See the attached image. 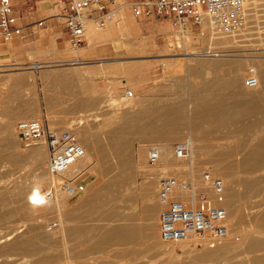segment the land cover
Instances as JSON below:
<instances>
[{"label": "rangeland", "instance_id": "obj_1", "mask_svg": "<svg viewBox=\"0 0 264 264\" xmlns=\"http://www.w3.org/2000/svg\"><path fill=\"white\" fill-rule=\"evenodd\" d=\"M258 9V18L248 16L246 28L232 35L223 34L215 28L214 34L211 35L209 29L212 26L204 28L190 25L186 30H180L169 17L139 19L131 8L127 9V13L121 11L127 16L129 12L141 29V34L135 30L128 34V41L157 43V46L148 52L130 51L128 66L148 63L146 68L152 67L156 75L151 83L143 84V79L130 78L129 75L128 83H122L115 81L114 73L101 74L102 90L110 94L117 93L118 97L103 103L101 113L95 115L97 122L103 124L110 121L121 124L128 120V114L122 113L128 111V108L123 107L132 99L123 92L126 88H131L134 96H155L151 101L158 105L186 107L194 90H200L202 93L206 86L208 88L211 85L220 90L228 75L235 72L239 75L238 82L234 87L231 86V91L251 93L247 91L245 77L251 68H264V63H258L264 62V0H259ZM120 20L121 18L114 23ZM95 30L97 29L90 25L87 35ZM209 46L221 50V55H202ZM143 57L146 59L140 60ZM211 61L229 64L216 68L214 78L204 83L196 76L193 68L208 69ZM31 64L28 60L20 61L17 58L5 62L0 54V264H215L213 261H202L197 257L207 250L218 249L224 245H229L233 251H240L244 248L246 235L264 239V224H260V218L264 214V192L260 195L251 194L245 203L241 200L239 203V197L232 202L230 209L227 208L230 221L227 237L221 240L194 237L181 243H167L161 238V204L157 192L159 177L166 174L187 177L197 187H205L206 183L202 178L205 170H210L225 180L227 194H231L233 190L237 193L243 192L240 182L245 178L258 180L261 188H264V169L253 174L237 171V161L243 156L238 144H254V136L260 134L261 129L264 131V82L251 94L252 96L261 92L263 96L260 101L263 100V103L250 118L243 119L245 122L250 121L245 129L239 131L235 129V125L231 126H235L232 129L230 126L225 128L219 123H209L215 127L207 128L208 123L203 122V125L201 122L202 127L199 125L198 131H192L195 135L201 132L198 140H195V144L198 142L196 151L191 149L186 160L176 158L175 145L186 140L188 133L178 134L171 145H168L171 156L168 161H172V165L165 168H162V162H151L148 152L157 145L165 144L166 140L148 139L140 142L144 152L141 156L138 155V160L145 156L147 162L144 165L140 160L132 166L128 165V162L92 164L89 158L86 163L88 167L85 169L92 172L91 181L85 183V188L80 190V174L72 180L68 173L66 177L57 174V185L51 181L47 169L49 151L45 142L25 144L19 137V121L35 117L29 114L30 112L25 116L13 111L20 101L28 100L40 89L38 80L35 81L39 73H29V70H32ZM212 82L215 84H211ZM116 84L117 90L114 89ZM134 85H138V91L134 89ZM203 104L208 106L209 101L205 100ZM29 106L30 103L26 101L21 110L26 112ZM185 110L186 113L190 111L189 108ZM260 120L261 124L258 122ZM263 131L261 132L264 135ZM200 138L202 140H199ZM36 145L44 147V161L41 162L40 168L31 156V149ZM178 165L179 169L176 168ZM230 165H234V168L229 172V178L223 174V169ZM42 175L48 176V180L40 184L39 189L45 194L51 192L53 199L47 195L43 203L33 205L29 202L28 195L36 186L35 177ZM91 189L106 191L96 196V204L88 209L87 216L82 220L87 225L82 228L81 236H72L67 230L66 217L65 220L62 219V212L64 210L66 214L68 207L76 205L74 194L83 196ZM128 229L135 235L129 237ZM105 234L109 235V242L95 241ZM128 238L135 241L128 243L125 241ZM120 239L121 242H115ZM21 241L28 243L22 246ZM256 253L261 254L264 251ZM247 254L241 252L240 257L237 256L233 260L246 257Z\"/></svg>", "mask_w": 264, "mask_h": 264}, {"label": "crops", "instance_id": "obj_2", "mask_svg": "<svg viewBox=\"0 0 264 264\" xmlns=\"http://www.w3.org/2000/svg\"><path fill=\"white\" fill-rule=\"evenodd\" d=\"M121 1L124 2L122 11L127 13V9L131 8L130 4L137 0ZM13 2L15 14L22 26V33L11 42L5 41L0 34V54L5 62L11 58L28 60L32 62L30 65L32 70H29V73H39L35 81L38 80L40 89L26 100L30 103L28 110L30 114L52 129L62 131L72 128L88 148L92 164L128 162V165L132 166L139 161L138 155L141 156L144 152L141 143L148 141L149 130L140 129L132 120V115L162 114L166 109L175 112L176 109H181V106L155 104L151 101L155 96L151 95L133 96L123 107L128 108V111L122 112L128 114L127 121L121 124L110 121L99 123L95 115L101 113L103 103L110 98L118 97L117 93L110 94L102 90L101 74L114 73L116 75L114 80L122 83H128V75L130 78L143 79V84L151 83L156 71L152 67L146 68L148 63L141 62L134 67L128 66V55L132 50L148 52L157 46V43L128 41V34L134 30H141L128 12V16L120 13L121 20L109 23L107 27L102 28L105 29L104 31H99L101 29L91 23L97 30L87 35L82 46L76 48L71 44L70 35L62 21L52 15L53 0H13ZM42 18H46V22L39 25L38 21ZM144 37L148 38V36ZM140 56L147 55L140 54ZM144 59L146 58L140 60ZM138 88V85H134L135 90L138 91ZM114 89H118L117 84ZM123 92L125 93V90ZM26 101H20L13 113H24L25 110L21 108ZM257 107H261L260 99ZM160 133L163 134L164 130ZM170 142L172 141L167 140L165 144L171 145ZM83 170L76 171L77 173L69 178L72 180L80 174L78 180L81 184L90 183L92 172L89 169ZM104 191L106 190L91 189L83 196L74 194L73 200L77 201L76 205L68 207L66 214L64 210L62 212V219L65 220L66 217L67 230L72 236H81L82 228L87 225L82 222L83 218L87 216L88 209L96 204V196L103 194ZM69 201L68 198V205ZM95 241L109 242L110 237L105 234Z\"/></svg>", "mask_w": 264, "mask_h": 264}, {"label": "built area", "instance_id": "obj_3", "mask_svg": "<svg viewBox=\"0 0 264 264\" xmlns=\"http://www.w3.org/2000/svg\"><path fill=\"white\" fill-rule=\"evenodd\" d=\"M124 2L121 0H53L52 15L59 18L70 35L73 47L79 48L86 40L91 23L99 29L118 18ZM136 17H169L180 30L190 25L201 26L206 20L221 33H239L248 24L245 0H137L131 4ZM46 18L38 21L43 25ZM22 33L15 14L13 0H0V34L11 42ZM254 88L259 79L251 68L244 79ZM125 95L134 96L131 88ZM19 137L25 144L45 142L50 159L48 170L53 174L68 171L86 155L79 135L72 129L58 131L46 126L40 119H23L18 123ZM190 142L182 140L175 145L174 155L187 159ZM159 150L151 148L149 159L156 162ZM205 187L199 188L189 178L166 174L158 180L160 235L167 243H181L194 237L221 240L230 230L229 212L223 205L226 195L225 180L210 170L203 172ZM84 184L79 185L83 190Z\"/></svg>", "mask_w": 264, "mask_h": 264}, {"label": "bare ground", "instance_id": "obj_4", "mask_svg": "<svg viewBox=\"0 0 264 264\" xmlns=\"http://www.w3.org/2000/svg\"><path fill=\"white\" fill-rule=\"evenodd\" d=\"M246 8H247V13L248 16H257L258 18V5H259V0H245ZM120 18V15L118 16L117 19L113 20L110 22L113 23L114 21L118 20ZM251 18V17H250ZM253 19V18H252ZM125 25V24H124ZM121 26V25H119ZM201 26L204 28L209 26L210 27V33L211 35L213 33V28H215L209 20H206ZM130 23L128 22V28H130ZM249 28V27H248ZM216 29V28H215ZM257 30V29H256ZM121 31V30H119ZM215 46H209L207 50L203 52L202 55H218L220 56L221 54L219 53L221 50L214 49ZM195 53V52H193ZM225 56V55H223ZM209 63V62H208ZM259 64L264 63L263 61L258 62ZM229 62H216V61H211L209 63L208 69H202L201 67H194L193 69L195 70L196 76L200 77L201 80L205 82H209L211 79L214 78V73L216 71V68H221L224 65H228ZM255 69V68H253ZM258 79H259V84L258 86L254 88L248 87L246 84V87L248 88L247 91L251 93H246V92H238V91H231V86H235L238 82V74L237 73H232L228 75L225 84L222 86V89L218 90L214 86H210L202 91L200 93V90H194L193 91V96H191L190 103L185 107L181 106V109H176L175 112L173 110L169 111V109L165 110V113L162 114H134L132 115V120L137 123V125L141 128H145L149 130V136L147 139H153V140H159L161 139H166L173 141L175 137L180 134V133H188L186 141L190 142L191 149H196L195 146L198 145L197 143L195 144V140H198L197 137H200L201 132L199 135H195L192 131L194 129H197L202 122H207L208 127L213 125H209V123H216L218 125L222 124L224 125L223 127H229L233 128L236 126L235 129H239V131L245 129L248 124H250V121H243L244 118H250V115L256 111L257 109H260L261 107H257L258 105V100L262 98L261 92L259 94H252L254 90H257L260 88L262 83L264 82V68L260 70H256ZM224 77V76H223ZM211 84H215L212 82ZM205 85V84H204ZM209 86V85H208ZM264 93V92H263ZM133 97V96H132ZM131 97V98H132ZM222 97V101H221ZM205 100L209 101L208 106H205L203 102ZM263 101V100H261ZM260 101V104L262 106V103ZM144 102V101H142ZM152 106V105H151ZM167 107V106H166ZM189 108V112H185ZM151 109V108H149ZM29 111L24 112L23 114L27 116ZM30 114V113H29ZM23 115V116H24ZM40 118V117H39ZM259 120V119H258ZM259 124H261V120L258 121ZM6 124V123H5ZM204 125V123H203ZM221 125V126H222ZM232 125H235L231 127ZM201 126V125H200ZM202 127V126H201ZM186 129H188L186 131ZM201 128H199L200 130ZM164 130V135L161 134L160 132ZM202 130V129H201ZM200 130V131H201ZM210 130V129H209ZM207 129V131H209ZM215 130V129H214ZM203 131V130H202ZM206 131V133H207ZM217 131V130H216ZM261 131H263L261 129ZM258 132L256 136H254V139L256 142L251 145H246V144H238L241 149V152H243V156L240 159V161H237V171L241 173H246V174H253L256 173L262 169H264V135L262 132ZM146 132V131H145ZM264 132V131H263ZM5 133V132H4ZM199 133V132H198ZM211 133V131L209 132ZM213 133V132H212ZM205 136V135H202ZM208 136V135H207ZM178 137V136H177ZM202 138V137H201ZM199 140H202V139ZM205 139L207 138L206 136L204 137ZM203 138V139H204ZM4 143H6L4 141ZM171 143V142H170ZM170 145V144H169ZM86 148V155L79 160L76 164H74L68 171L60 173L61 176L66 177L65 175L68 173L69 177L74 176L77 172H80L81 170L87 168V161L89 159L88 155V148L86 145H84ZM197 147V146H196ZM159 150V158L156 161L162 162L163 166L162 168L167 167L168 165H172V161L169 162L168 160L170 159V147L168 144H163V145H157L155 146ZM236 149V148H235ZM42 151H44L43 146H34L31 149V156L34 157L36 161V165L38 168L41 167V162L44 161L42 157ZM149 150V155H150ZM196 151V150H195ZM147 157V156H146ZM177 158V157H176ZM50 159V155H49ZM181 160H186L182 158H178ZM140 161H142L143 165L146 164L147 159L144 157L140 158ZM153 162V163H156ZM49 163V161H48ZM171 163V164H170ZM176 166V168H178ZM234 168V165H230L227 168L223 169V174L226 177L230 178V173L232 172V169ZM47 169H48V164H47ZM179 169V168H178ZM49 171V170H48ZM77 171V172H76ZM230 172V173H229ZM229 173V174H228ZM49 176H51V181L57 185V174H53L49 171ZM48 180V176L42 175L40 177H35V183L36 186L33 188L31 193L28 195L29 196V202L33 205L41 204L46 200V196L50 195L49 198L53 199V194H45L42 193L39 189V185L44 183L45 181ZM231 181V180H230ZM233 184V183H232ZM240 184L243 186L241 193H237L236 190H233L231 194L225 195V200L223 202L224 205H226L227 208L230 209V206L232 205V202L241 197L239 199V203H245L247 202L248 196L252 195H260L262 192H264V188H261L260 182L258 180H252L250 178H245L244 180H241ZM240 185V186H241ZM240 189V188H239ZM239 195V196H238ZM238 196V197H237ZM238 200V199H237ZM241 200V202H240ZM243 200V201H242ZM235 202V201H234ZM231 215V214H230ZM261 222L260 224H264V214L260 218ZM119 234V231L117 232ZM229 234V233H228ZM134 232L132 230L128 229V236H134ZM228 236V235H227ZM226 236V237H227ZM225 238V237H224ZM30 239V238H29ZM128 243L134 242L135 239L133 238H128L125 240ZM115 242H121L120 240H116ZM28 243V241H21L20 245L24 246ZM15 245V244H14ZM30 245V244H29ZM28 245V246H29ZM243 246L244 248L240 251L235 250L234 251L231 249L229 245H224L218 249L214 250H207L203 252L201 255L197 257V259L205 261V260H210L213 261L215 264L217 262H225V264H264V253H256L260 251H264V239L262 238H257L255 236L251 235H246L244 237L243 241ZM241 252H247L248 254L246 257L243 258H237L233 260V258L239 256ZM251 254V255H250ZM240 257V256H239ZM183 264V263H182Z\"/></svg>", "mask_w": 264, "mask_h": 264}]
</instances>
